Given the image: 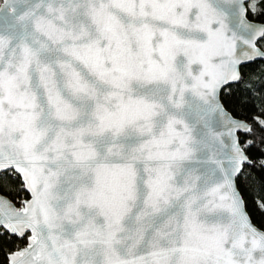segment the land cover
Returning <instances> with one entry per match:
<instances>
[{"label":"snow or ice","instance_id":"1","mask_svg":"<svg viewBox=\"0 0 264 264\" xmlns=\"http://www.w3.org/2000/svg\"><path fill=\"white\" fill-rule=\"evenodd\" d=\"M257 58L264 0H0V264H264Z\"/></svg>","mask_w":264,"mask_h":264},{"label":"trees","instance_id":"2","mask_svg":"<svg viewBox=\"0 0 264 264\" xmlns=\"http://www.w3.org/2000/svg\"><path fill=\"white\" fill-rule=\"evenodd\" d=\"M245 71L249 74V77L252 81H258L261 74L264 73V62L261 60L249 62L246 66ZM241 87H243V85H241ZM259 103L260 100L258 94L254 93L250 107H252L253 105L258 106ZM22 195L27 196L26 193H22ZM253 199L255 200V197Z\"/></svg>","mask_w":264,"mask_h":264},{"label":"water","instance_id":"3","mask_svg":"<svg viewBox=\"0 0 264 264\" xmlns=\"http://www.w3.org/2000/svg\"><path fill=\"white\" fill-rule=\"evenodd\" d=\"M256 60H261V61H263L264 62V59H262V58H257ZM27 195V194H26Z\"/></svg>","mask_w":264,"mask_h":264}]
</instances>
